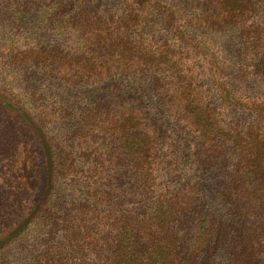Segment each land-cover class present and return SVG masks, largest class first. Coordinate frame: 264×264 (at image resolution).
Listing matches in <instances>:
<instances>
[{"label": "trees", "instance_id": "16d2710c", "mask_svg": "<svg viewBox=\"0 0 264 264\" xmlns=\"http://www.w3.org/2000/svg\"><path fill=\"white\" fill-rule=\"evenodd\" d=\"M49 3L50 28L75 46L27 51L23 62L75 84L127 76L144 87L104 88L66 142L45 107L0 79V254L36 228L30 264H264V102L246 106L222 82L213 94L196 62L184 63L208 54L186 35L193 24L230 32L238 56L264 75V0H189L196 10L184 23L161 0ZM183 153L198 165L184 181Z\"/></svg>", "mask_w": 264, "mask_h": 264}, {"label": "rangeland", "instance_id": "374dc122", "mask_svg": "<svg viewBox=\"0 0 264 264\" xmlns=\"http://www.w3.org/2000/svg\"><path fill=\"white\" fill-rule=\"evenodd\" d=\"M161 1L165 6L177 9L179 16L182 17L180 21L183 23L186 18H189L191 12L196 10L195 7L189 5V0ZM49 2L50 0H45L40 5V1L35 2L34 0H0V79L6 88H9L24 103L30 106L45 107L49 113L54 136L61 137L68 142L69 138L65 134L79 126L80 110L86 104L93 106V103L104 98V88H115L117 84H121L122 88H142L144 85L142 80H137L130 86L127 76L110 77L100 83L75 84L74 80H68L66 77L60 78L46 72L43 65L34 64L32 60L23 62L19 56L27 51L34 54L36 51L53 49L55 46L58 49L75 46L72 34L58 33L50 28L48 21L52 16V9ZM185 27L188 38L204 46L205 48L202 47L200 50L209 54V56L202 54L194 60L184 62L187 66L191 62H196L201 76L211 82L205 88H209L213 94H216L220 92L222 86L219 82H222L223 88L230 89L246 106L251 105L252 102H264V75L257 71L254 62L248 59L243 60L238 56L236 41L230 32H218L193 24ZM159 30L161 36L169 38L176 44L179 43L170 29L163 27ZM192 46L188 44L191 51L201 52L198 51L199 49H192ZM219 101L222 103L217 98V102ZM62 105L70 107L71 114L69 116L65 114L67 117L56 119L53 110ZM222 106L229 107L230 105L225 102ZM151 107L155 114L165 120L164 126L171 128L169 114L163 111L157 113L156 105ZM50 112H53L52 117ZM228 114H231L228 121L236 119V114ZM239 116L248 120L255 117L250 111L241 112ZM169 131L167 134L171 135ZM184 142L186 143V138ZM181 157L180 172L184 181L193 176L195 171L198 172V165L195 160H189L185 153L181 154ZM5 168L6 166L4 170ZM214 181V179H209L210 183ZM205 190L208 195L213 192L212 189ZM67 191L68 188H64L62 196L68 193ZM79 195H81L80 187L76 188L72 195L62 198L68 201ZM35 229L31 228L17 243L0 254V264H30V254L37 249V229ZM222 259L223 256L220 254L214 257L215 262H221Z\"/></svg>", "mask_w": 264, "mask_h": 264}]
</instances>
